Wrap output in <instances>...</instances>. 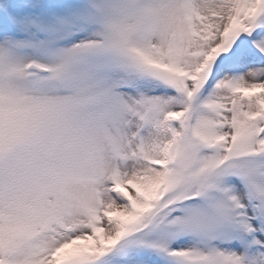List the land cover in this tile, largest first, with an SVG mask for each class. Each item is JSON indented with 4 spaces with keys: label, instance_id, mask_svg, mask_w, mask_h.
Instances as JSON below:
<instances>
[{
    "label": "snow or ice",
    "instance_id": "1",
    "mask_svg": "<svg viewBox=\"0 0 264 264\" xmlns=\"http://www.w3.org/2000/svg\"><path fill=\"white\" fill-rule=\"evenodd\" d=\"M0 264H264V0H0Z\"/></svg>",
    "mask_w": 264,
    "mask_h": 264
}]
</instances>
